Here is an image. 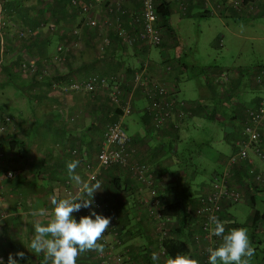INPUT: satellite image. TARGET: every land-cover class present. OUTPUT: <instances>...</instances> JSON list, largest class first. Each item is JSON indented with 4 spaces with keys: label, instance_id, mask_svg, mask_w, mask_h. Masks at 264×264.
Returning <instances> with one entry per match:
<instances>
[{
    "label": "crops",
    "instance_id": "crops-1",
    "mask_svg": "<svg viewBox=\"0 0 264 264\" xmlns=\"http://www.w3.org/2000/svg\"><path fill=\"white\" fill-rule=\"evenodd\" d=\"M94 1L98 3L94 15L100 22H111L105 23V31L112 42L104 54L97 49L100 28H90L85 21L86 15L72 6L71 0H0V115L11 118V123L0 133V148L6 155L3 165L15 172L14 179L5 183L3 193L6 198L0 204V258L7 264L10 253L15 256L23 251V258L15 256L18 264H43V253L37 256L26 245L34 235V221H46L48 217H33L31 212L40 208L50 212L53 206L49 197L53 194L63 198L78 192V187L68 177V161L79 159L80 166L76 172L89 181L88 166L97 161L104 132L112 121L120 118L126 127L130 121L139 123L130 133L133 158L152 166L161 197L168 203L182 201L186 204L183 215L170 219L169 223L176 235L187 239L193 258L204 264L203 255L193 240L194 234L200 231V217L196 214L200 197L208 191L214 177L226 169L228 158L239 150V141L244 137L243 120L247 116L245 106L256 105L263 100V90L255 81L256 72L248 66L226 69L231 75L229 81L222 85L215 80L222 71L214 66H199L201 62L196 58L190 65L182 62L178 52L172 53V47L178 45L172 18L180 14L187 19V24H194L196 18L202 21L216 18L232 34L241 36L231 27L232 21L237 20L238 25L241 19L253 23L256 21L253 19L264 17V0H182L187 6L185 11L180 0H156L168 2L172 9L169 20H159L162 44L157 46L156 57L151 56L152 47L124 45L116 34L119 17L128 26V15L140 9L141 0H125V13L121 10L108 12L106 8L112 0ZM77 28L81 29L80 38L74 34ZM20 30L31 32L20 36ZM242 36L246 39L255 37L252 34ZM76 40L79 45L74 44ZM222 41V38H217L215 45L223 46ZM62 43L68 45L70 52L59 62L54 57ZM143 58L150 62L148 69L151 75L166 82L177 99L180 80L185 76L206 79V84L200 87V99L185 100L190 104L197 102L199 106L181 122L179 130L170 125L162 129L153 126L146 114L148 100L141 91H134L133 113L121 117L120 110L106 92H60L48 83L53 77L68 81L93 73H126L121 77L124 79L122 86L129 90L130 72L144 63ZM24 61L39 68L49 66L50 75L40 78L36 72L24 73L20 68ZM191 67L196 74L186 75ZM219 110L223 113L220 114ZM135 111L140 112L138 116H134ZM205 119H219L223 124V135L216 136V132L211 130L202 133V137L195 135L193 129L211 127ZM262 132L264 136V125ZM219 140L226 143L225 149L213 146ZM13 141L17 142L15 146ZM192 146H198V152L204 147L216 152L209 178L198 177L203 163L194 174L190 171L183 175L181 164L193 152ZM251 159L255 168L264 174V164L254 153H251ZM249 167L247 160L238 162L230 179L231 185L242 194V201L251 205V213L245 222L250 221L259 209L257 200L264 198V186L260 190L254 188L256 182L249 174ZM98 180L103 182V190L94 196L107 202L111 212L121 219V244L116 245L113 236L109 237L115 250H125L132 264H154L151 256L153 252L160 255V231L158 221L145 206V201L151 197L150 192L119 165L103 168ZM233 203L225 202L223 205L222 222L230 227L228 231L244 223L229 211ZM88 214L84 208L73 213L77 220ZM21 223L24 224L23 230L18 227ZM231 223L239 226H229ZM252 231L253 241L258 247H263V226ZM257 231H261L262 237L255 234ZM160 257V264H164L166 257ZM77 264H102L101 256L96 251H87L78 257Z\"/></svg>",
    "mask_w": 264,
    "mask_h": 264
},
{
    "label": "built area",
    "instance_id": "built-area-1",
    "mask_svg": "<svg viewBox=\"0 0 264 264\" xmlns=\"http://www.w3.org/2000/svg\"><path fill=\"white\" fill-rule=\"evenodd\" d=\"M125 0H112L107 5L108 12H114L123 9ZM182 2V0H180ZM238 3V2H237ZM70 4L77 7L80 12L86 15V24L90 28H100V41L98 44V52L104 54L108 46L111 45V38L107 31H105L106 24H111L109 20L105 23L100 22V19L94 15L97 7V2L94 0H71ZM183 10L187 6L182 2ZM130 23L125 26L120 17L116 25V34L121 43L127 46L138 45L140 47H157L162 44V35L159 27V15L157 12L156 0H141V7L137 12L129 13ZM31 31L20 30V36H26ZM75 36L80 38L81 29L74 30ZM79 45L78 40L74 42ZM70 48L68 45L60 44L58 46V54L54 60L59 62L68 55ZM144 63L139 67H134L130 75L129 90L123 88L122 81L119 79L123 77L118 75H101L93 73L88 77L82 79L71 78L68 81L63 79L53 80L52 88L60 92L67 91H84L92 94L98 92H106L111 101L122 112L121 117L127 116L132 111V104L134 100L133 92L137 88H141L145 96L149 100L148 111L151 115V121L155 128L161 129L174 121L177 116L178 120L184 119L189 113V105L185 100L177 99L174 91L167 85L166 82L158 80L149 72L148 66L150 64L148 58H143ZM21 70L24 73L36 72L40 78L50 75V67H37L31 62L24 61L21 63ZM256 72V73H255ZM255 81L261 86L264 91V67L255 71ZM231 73L229 71H222L219 76L215 78L218 84H224L229 81ZM132 85V86H131ZM178 110V114H177ZM11 123L9 116L0 115V133H2ZM264 125V101L261 100L256 105H250L247 110V119L244 123L243 133L244 138L239 141V150L229 158L226 169L218 174L210 183L208 191L200 197V203L197 207V214L200 217V231L195 233L193 240L197 244V249L203 255V263L208 264L209 247H215L221 242L220 237L210 236L209 217L215 215L222 221L223 205L225 202H239L243 200V196L238 189L231 185V167L242 160H247L250 163L249 174L252 178L261 182L264 180L262 172H258L251 159V153H254L259 160L264 164V136L262 127ZM132 138L125 130L122 119L112 121L106 128L103 135V144L98 153L97 161L88 166L90 174L88 180L94 182L97 179L101 170L111 165L118 164L129 169L135 177L142 183L146 184L151 193V199L147 200L149 203V212L158 218L160 237L167 235L166 219L160 218V204L161 198L158 195V187L156 186L153 177V168L150 164L134 161L132 153L129 150ZM5 154L0 152V204L5 201L3 190L5 183L14 177V171L8 170L2 172L3 160ZM2 159V160H1ZM74 194L73 191H69ZM146 202V201H145ZM99 214L111 217V224L105 233L102 241L106 244V249L101 256L102 264H132L130 257L125 250L116 251L115 246L109 240L113 236L115 244H121V239L117 231L118 220L112 214L107 202L101 201L94 196V204L92 206ZM92 209H87L90 214ZM20 230L24 229V224L18 225ZM264 228V225H263ZM164 252V251H163Z\"/></svg>",
    "mask_w": 264,
    "mask_h": 264
},
{
    "label": "clouds",
    "instance_id": "clouds-1",
    "mask_svg": "<svg viewBox=\"0 0 264 264\" xmlns=\"http://www.w3.org/2000/svg\"><path fill=\"white\" fill-rule=\"evenodd\" d=\"M80 160L68 161L66 164L69 179L78 187L75 195L60 197L53 194L49 197L53 206L49 212L45 208L33 210V217H48L46 221H34V235L26 247L37 256L43 253V264H77L78 257L87 251L103 254L105 243L100 241L110 227L111 217L99 214L92 207L94 195L102 191L103 182L98 179L85 181L76 172ZM82 208L92 209L90 214L83 215L77 220L73 213ZM210 236L221 238L215 247L207 249L208 264H251L255 256L248 231L244 227L232 228L226 233L225 223L219 217H209ZM23 258L25 253L15 254ZM13 254H9L7 264H18ZM154 264H160L161 257L157 252L151 256ZM0 264H4L0 258ZM164 264H199V261L188 254L168 256Z\"/></svg>",
    "mask_w": 264,
    "mask_h": 264
},
{
    "label": "rangeland",
    "instance_id": "rangeland-1",
    "mask_svg": "<svg viewBox=\"0 0 264 264\" xmlns=\"http://www.w3.org/2000/svg\"><path fill=\"white\" fill-rule=\"evenodd\" d=\"M185 20L187 19L180 14L174 15L172 18V24L175 27V34L177 36V38H175L178 44L172 47V53L176 54V52H178L182 62L190 65L192 59L196 58L201 62L198 64L199 66L204 65L207 68H213L210 66H214L218 71H224L229 67L239 65L248 66L249 68H252V71H258L260 69L258 68L259 66H264V17L253 19L256 20L253 21V23L241 19L238 21L240 22L238 25L236 24L237 20L232 21L231 27H234L233 29L236 32H239L241 36H235L232 34L229 31L230 29H226L216 18L209 17L204 21H202L201 18H196L194 24H187ZM247 34H252L255 37L252 39H246L245 36H242ZM217 38H222L223 46L218 47L215 45ZM156 49L157 47H152L151 56H157L158 53ZM194 74L196 73L191 67L186 75L191 76ZM206 82V79L200 76H193L191 78H186L185 76V78L180 80L179 83V99L186 101L195 100L197 98L200 99L201 84L205 85ZM262 93V97L264 98V91ZM219 112L220 114L223 113L220 110ZM139 113L140 112L135 111L134 116H138ZM205 122L210 123L211 127L193 129L195 135L198 134L202 137V133L210 130L216 132V136L221 137L223 135V124L219 119L216 121L205 119ZM137 126H139V123L130 121L127 126L128 133H132ZM213 146L215 148L225 149L226 143L219 140L218 142H215ZM192 147L195 149V146ZM188 155L187 160H184L181 164L184 172L183 175H185V172L190 171L194 174V172L198 170L197 168L199 164L203 163V166L199 167V171L201 172L198 177L203 178V176H206L209 178L213 165L212 162L216 155L214 149L204 147L201 151L198 152L197 150H194ZM263 200L264 198H259L257 200V207L261 210H264ZM229 211L236 215L240 221L245 222L248 220L251 213V205L244 203L243 201L234 202L232 207L229 208ZM244 228L247 229L251 244L255 248V256L252 258L251 264H258L262 254L260 250L257 249L259 248L257 242L253 241L254 236L252 229L245 226ZM255 234L262 237L261 231H257ZM262 248H264V243Z\"/></svg>",
    "mask_w": 264,
    "mask_h": 264
},
{
    "label": "trees",
    "instance_id": "trees-1",
    "mask_svg": "<svg viewBox=\"0 0 264 264\" xmlns=\"http://www.w3.org/2000/svg\"><path fill=\"white\" fill-rule=\"evenodd\" d=\"M2 1H5V0H2ZM157 2V1H156ZM157 12H158V15H159V20H162V21H164V22H166L167 20H169V17L171 16V13H172V9L170 8V5L168 4V2H165V1H159V2H157ZM262 67H264V66H259L258 68H262ZM248 69H252V68H248ZM132 72V71H131ZM131 72H130V75H131ZM97 74V73H96ZM124 74H126V73H124ZM123 74V75H124ZM49 76V75H48ZM47 76V77H48ZM130 77V76H129ZM49 80V79H48ZM53 80H57V79H55L54 77L52 78V79H50V82H48L49 84H50V86H52V83H53ZM120 80L121 81H123L124 79H121L120 78ZM129 80H130V78H129ZM129 84H130V82H129ZM260 86V85H259ZM260 88H261V86H260ZM135 90H137V91H141L142 93H143V91H142V89L141 88H137V89H135ZM134 90V91H135ZM68 92V91H67ZM133 95H134V92H133ZM143 95L145 96V94L143 93ZM145 98L148 100V104H149V98L147 97V96H145ZM134 99H135V95H134ZM134 100H133V104H132V111H131V113L129 114V115H131L132 113H133V110H134ZM148 104L146 105V114L150 117V119H151V115L149 114V111H148ZM188 105H189V107H188V109H189V113H188V115L187 116H189V115H192L193 113H194V110L199 106L198 105V103L197 102H191V104L190 103H187ZM250 105H247V106H245V115L247 114V110H248V107H249ZM121 112V111H120ZM122 113V112H121ZM179 112H178V110H177V114H178ZM129 115H127V116H129ZM187 116L184 118V119H182V120H178L177 119V116H175L174 117V121L172 122V123H170L169 125L173 128V129H175V130H179V127H180V124H181V122H183L186 118H187ZM246 119H247V116H246V118H245V120H243V127H244V123H245V121H246ZM122 124H123V126H124V128H125V130L127 131V133H128V130H127V127H126V124H124V122L122 121ZM157 129V128H156ZM162 129V128H161ZM129 134V133H128ZM129 136L132 138V140H131V144H130V146H129V150H130V152L132 153V157H133V149H132V141H133V137L131 136V134H129ZM244 138V137H243ZM242 138V139H243ZM12 144H13V146H15L16 144H17V142H15L14 143V141L12 142ZM17 146H20V144L19 145H17ZM20 148V147H19ZM192 148V151H194V150H197L198 151V146H196L195 147V149H193V147H191ZM0 152H3V150L0 148ZM4 154H5V152H3ZM236 153V152H235ZM234 153V154H235ZM233 155V154H232ZM231 155V156H232ZM230 156V157H231ZM98 157V156H97ZM229 157V158H230ZM229 158H228V162H229ZM2 160V159H1ZM4 160H6V155H5V158H4ZM4 160H3V162H4ZM133 160H134V158H133ZM135 161V160H134ZM139 162V161H138ZM228 162H227V164H228ZM141 163H146V162H141ZM148 164V163H147ZM237 164V163H236ZM236 164H233L232 165V167H231V175H232V170H233V167L236 165ZM114 165H118V164H114ZM111 166H113V165H111ZM120 166V165H119ZM122 167V166H121ZM2 169V172L4 173V172H7L8 170H12V169H8L7 167H5L4 165L1 167ZM122 168H124V169H126V170H128L130 173H132L129 169H127V168H125V167H122ZM14 171V170H13ZM224 171V170H223ZM222 171V172H223ZM258 171V170H257ZM153 177H154V179H155V182H156V186L158 187V195H159V197L161 198V204H160V218H162V219H166L167 220V223H166V229H167V231H168V233H167V235L166 236H164V237H159V250H160V255L161 256H163V257H168V256H175V255H177V254H188V255H190V256H192L193 257V255H192V251H191V249H190V247H189V244H188V241H187V239L185 238V237H183V236H179V235H176V233H175V230H174V228H173V225L172 224H170L169 223V220L170 219H175L176 217H180V216H182L183 215V213H184V211H185V208H186V204L185 203H183L182 201H177V202H171V203H168V202H166L162 197H161V195H160V192H159V185L157 184V177H156V174H155V171H154V169H153ZM222 172H220V173H222ZM258 172H260V171H258ZM219 173V174H220ZM133 174V173H132ZM263 174V173H262ZM134 175V174H133ZM99 176H100V174H99ZM99 176H98V178L97 179H99ZM135 176V175H134ZM217 176V175H216ZM215 176V177H216ZM14 177H15V172H14ZM14 177L12 178V179H10V180H13L14 179ZM214 177V178H215ZM263 177H264V174H263ZM137 179V178H136ZM9 180H7V182H8ZM137 181L140 183L139 185H141V186H143V187H145L149 192H150V190H149V188H148V186L146 185V184H144V183H142V182H140L138 179H137ZM254 182H256L255 183V185H254V188H256V189H258V190H260L259 188H263V186H264V180L263 181H261V182H257V181H255L254 180ZM259 192H262V191H259ZM151 194V193H150ZM202 197V196H201ZM150 199H151V197H150ZM149 199V200H150ZM144 206V205H143ZM145 206H147L148 207V210H149V203H148V201H146L145 202ZM109 208H110V205H109ZM197 210V209H196ZM110 211H111V208H110ZM114 216H116V218H117V220H118V224H117V231H118V233H119V236H120V239H121V229H122V224H121V219L119 218V216L117 215V214H115V213H112ZM196 214H197V212H196ZM198 215V214H197ZM153 217H155V218H153V219H155V220H157L158 221V218L156 217V216H154V215H152ZM263 226L264 225V211H261V210H259V209H257L256 211H255V213H254V216H253V218L250 220V221H248V222H244V223H242V224H240V226L241 227H247V228H251L252 230H258L259 228H260V226ZM229 226H233V227H236V226H239V224H237V223H231ZM226 227V231H228L229 229H230V227L228 228V226L226 225L225 226ZM158 229H159V221H158ZM160 231V230H159ZM162 233H161V231H160V235H161ZM195 242V241H194ZM260 244H261V242H260ZM262 244H263V242H262ZM195 245H196V248H197V244L195 243ZM258 250H260V252H261V254H262V257L259 259V262H258V264H264V248H262V247H259V248H257ZM164 251V252H163Z\"/></svg>",
    "mask_w": 264,
    "mask_h": 264
}]
</instances>
